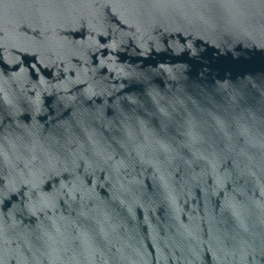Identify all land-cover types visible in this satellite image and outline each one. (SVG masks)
I'll use <instances>...</instances> for the list:
<instances>
[{
  "label": "water",
  "instance_id": "1",
  "mask_svg": "<svg viewBox=\"0 0 264 264\" xmlns=\"http://www.w3.org/2000/svg\"><path fill=\"white\" fill-rule=\"evenodd\" d=\"M0 264H264V0H0Z\"/></svg>",
  "mask_w": 264,
  "mask_h": 264
}]
</instances>
